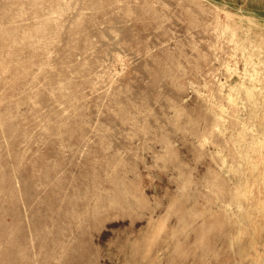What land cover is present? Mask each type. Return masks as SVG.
I'll use <instances>...</instances> for the list:
<instances>
[{
  "label": "rangeland",
  "instance_id": "374dc122",
  "mask_svg": "<svg viewBox=\"0 0 264 264\" xmlns=\"http://www.w3.org/2000/svg\"><path fill=\"white\" fill-rule=\"evenodd\" d=\"M0 264H264V0H0Z\"/></svg>",
  "mask_w": 264,
  "mask_h": 264
}]
</instances>
